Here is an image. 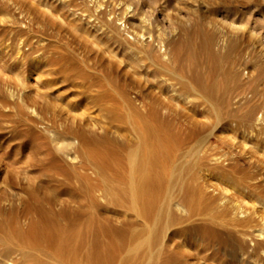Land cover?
<instances>
[{"label": "rangeland", "instance_id": "1", "mask_svg": "<svg viewBox=\"0 0 264 264\" xmlns=\"http://www.w3.org/2000/svg\"><path fill=\"white\" fill-rule=\"evenodd\" d=\"M209 40L218 43L213 48L221 56L231 53V61L218 65L225 71L215 68L216 75L207 57ZM227 69L238 78L225 96L228 114L216 129L206 105L192 109L171 99L173 91H181L173 74L188 83L193 72L208 80ZM218 93L217 105L223 99ZM251 108L257 109L254 119L264 118V0H0V264L127 259V241L111 229L146 228L119 207L108 188L123 180L117 167L133 146L132 127L140 130L144 121L165 141L163 160L177 161L190 147L195 151L204 136L203 151L220 161L217 168L213 161L206 164L209 196L203 202L190 194L184 199L175 186L171 202L162 205L160 220L172 215L176 237L155 264H264V245L257 250L251 242L241 244L239 235L202 216L217 194L232 205L249 203L231 189L235 178L253 175L259 164L264 174V125L259 131L241 120ZM51 132L58 135L57 145ZM72 139L78 144L69 145ZM58 149L75 155L76 162L66 161ZM166 180L159 188L163 198L170 187ZM221 199L215 197V203L225 202ZM176 204L181 210L172 207ZM261 213L255 216L258 224L264 223Z\"/></svg>", "mask_w": 264, "mask_h": 264}, {"label": "bare ground", "instance_id": "2", "mask_svg": "<svg viewBox=\"0 0 264 264\" xmlns=\"http://www.w3.org/2000/svg\"><path fill=\"white\" fill-rule=\"evenodd\" d=\"M59 3H60V1H59ZM86 4H87V2H86ZM86 6H88V5H86ZM96 6H98V5H96ZM99 11L101 12V10H99ZM92 16H94V15H92ZM119 28H120V26H119ZM121 30L122 29H120V31ZM122 36H123V33H122ZM162 41L165 43V38L162 39ZM133 43H136V42H133ZM147 43H148V41H146V44ZM166 45L167 44L165 43L163 47L165 48ZM205 45H206V48H207V55H208L207 57H209V59H210V61L212 63V65H211L212 66L211 67L212 69H210V70H211V72L213 74L212 73L211 74L212 75H214L215 73L217 74L216 70L218 68H220V70L221 69L224 70L223 69L224 67L221 68V66H225V65H220V67L218 65L220 63L223 64L224 61H227V62L228 61H231L230 60L231 53H229V50L230 51L233 50L234 46L233 45H229L230 47L228 48L229 50L227 52L229 54L226 55V56H221V53L218 50H215L213 48L215 46H218V43L215 44V43L211 42V40H209V41H207V43ZM146 46H149V43ZM167 46H166V48H167ZM136 47H138V46H136ZM144 48H145V46H144ZM140 49L145 51V49L139 48V50ZM148 52H150V51H148ZM170 52L171 51H169V53ZM155 56H154V58H157ZM237 56H239V55H237ZM156 61L157 62L160 61V58H158V60L156 59ZM178 64H180V63H178ZM156 67H157V65H156ZM215 68H216V70H215ZM159 71H162V70H159ZM172 71L174 73V70H172ZM177 73H179V72H177ZM173 75H172V77H174L175 80H177V82L179 81L180 84H181V91L180 92H177L176 90L173 91V93L175 95L172 93L173 96L171 97V99L173 100V102H176V100L177 101H179V100L180 101H183L185 104H188L189 107L192 108V109L193 108H199V107L202 108V106H205L206 105V110L205 109H203V110L206 112L207 115H210L213 118V120H214V121H212V120H210L206 116L209 121H212V123H214L213 124L214 126L213 125H212L213 127L211 126L213 129L212 128L211 129L214 130V129H216L214 127L221 126L222 125L223 115L226 116V114H228V113H226V110H227L226 108H228V106L230 104V101H229L230 98L229 99H226L225 96H226V94L229 95V92H231L232 89L234 88V86L236 85L235 82H237V78H238L237 73H235L233 70H228L227 72L220 71V73H218L217 76H214V77L212 76V78H209L208 80H205V79L201 78L198 74H196L195 72H193L192 74L189 75L190 76V79L187 78L188 80L191 81V82H188V83H192V85L191 84H188L187 82H185L184 77H181V75H177V74L174 75V76ZM189 76L186 75V77H189ZM221 80H222V82H221ZM219 82H221V84ZM233 84H234V86L232 88L231 86ZM177 88L178 87H176V89ZM230 89H231V91H230ZM172 90H173V88H172ZM218 92H220V93L223 94V99H222V102L220 104L218 103V105H217L216 104L217 99L215 101V96L217 94H219ZM11 94H13V93H11ZM16 100H19V99H16ZM172 100H170V101L168 100L169 101L168 104L171 103ZM226 100H227V102H229V104L226 102ZM226 103L228 104V106H226L227 105ZM175 104L177 105V103H175ZM236 104H239L240 105V103L238 101L236 102ZM180 107H182V106L180 105ZM253 108H251L250 110H248L246 112V114H244V112H243V114L245 116L241 120H243V122H245L246 125L252 126V128L254 126V127H258L257 129H260V128H262L261 126L264 125V118H262L261 115H260V116H257V118L255 117V119H254V116H253L254 115V110L257 111V109H253ZM255 108H257V107H255ZM173 109H174L173 111H175V108L174 107H173ZM177 109H176V111H177ZM179 110L180 109H178V111ZM182 110H183L182 112L186 113V110L185 109H182ZM31 111L32 110L30 109V112ZM206 114H204V115H206ZM257 114L255 113V115H257ZM176 115H178V114L176 113ZM179 115L181 116L180 113H179ZM183 115H185V114H183ZM227 116L229 117V115H227ZM224 118H227V117H224ZM141 119L144 121V117H141L140 116V120ZM209 123L210 122H208V124ZM139 125H141V124H139ZM237 125L238 124H236V126ZM208 127H210V126H208ZM208 127H207V129H208ZM245 129L248 132V129L247 128H245ZM261 130L262 129H260L259 131H261ZM132 132H134L135 139L133 140V144H132L133 146H131L130 149L128 150V152L126 153V156H125L126 162L123 163V164H119V165L117 164L119 167H117L116 165H114V166L117 167L120 176L123 177V180L120 181L119 184H113L112 185V183H110L109 188H108V191H109V193L115 199H117V201L120 202V206L119 207H121V209H124L127 212H131L135 217H137L140 220V225L144 226L146 229L144 231H143V229H141V230L134 229L133 231L131 230L132 232H130V231H128V229H125L124 230L122 228L120 229L118 227H114V228L111 229V231L113 233H116V235L118 236V238H120V240L127 241V244H125L124 248L127 249L126 255H128V258L127 259L124 258V260H121L120 261L121 263L128 262L127 264H129V261H130L132 264H151V262L153 261V264H155V262L157 263V259L158 260L161 259L159 257L162 255L163 249L176 237V234L175 233L172 234V232L170 231L171 219L169 217L172 216V215H170L169 217L167 215L166 222L164 221L165 224H163L164 222H161V220H160V218L163 215L162 214V205L165 202L170 201L169 198H170L171 194L173 193L175 186H179V189H176V190H178L177 191V194L178 193L181 194L182 197L183 196H186L187 197V195L190 194L189 196H193V197L195 196L194 197L195 199H197L200 202H203L205 200V197H206V194H207L206 189L207 190L209 189L208 188L209 185H208V187H206V185L208 183L206 185L204 184V181L208 179V177L205 179V176L208 175V174L206 175L205 173H206V171H209V170H207V165H208V163L211 164V162L213 161L212 163L214 164V167L217 164L216 165V168H217V167H219L218 165H219L220 161L217 160L216 158H213V156L211 158L207 154L208 152L210 153L209 149L206 150V151H208L207 153H206V151H203V148L206 149V147H204L203 144H205V142L207 140V138L206 137L204 138V136H201L202 138L200 137L202 140H200V138H198L199 140L197 139V142L195 143L196 144L195 151L190 147V149H189V151L187 153L186 152H182L183 154L180 153V155H179L180 156V159L179 160L174 161V162L173 161L171 162V159L169 157H167L165 159L166 161L163 160L164 158L163 159L161 158V156H160L161 155V150L163 149V147H166L165 144H164L165 141L161 137H159L160 134H158V131L155 130V129H153L151 127V125L148 124V122L144 121L142 123V126H141L140 130L139 129L137 130V128L132 127ZM51 134H52V132H51ZM157 134H158V136H157ZM243 134H244V132H243ZM155 136L157 138H154ZM51 137H52L53 142L57 145L58 142H59V141L57 142L58 135H56V134L53 133ZM82 137H83V135H82ZM253 138H257V136L256 137H253ZM203 140H204V142H203ZM75 143L78 144L75 139H72L70 141L69 145H71V144L74 145ZM178 144H179V142H178ZM60 145L61 146L64 145L63 142L59 143V146ZM166 145H168V144H166ZM191 145H193V144H191ZM85 146H87V144ZM194 148H195V146H194ZM63 149H64V147H63ZM81 149H82V147H81ZM58 150H59V153L62 155V158L66 159V161H69V163L74 162L75 160H77V157L75 155L68 154V153H70L68 150H67L68 153H66L62 149H58ZM165 150H166V148H165ZM165 150H164V152H165ZM164 152L162 153V155L166 157L168 154L166 155ZM71 153H73V152H71ZM166 153H168V152L166 151ZM74 154H76V153H74ZM181 154H182V157H181ZM230 154H229V156H231L233 153L231 155ZM101 155H102V153H101ZM111 155H113V153ZM111 155H110V157H111ZM235 155H236V153H235ZM236 156H238V155H236ZM195 158H197V160ZM218 159H220V158H218ZM112 160L113 159H110V161H112ZM193 161H195V162H193ZM224 162H226V161H224ZM229 162H231V161H229ZM257 164H259V163H257ZM80 165H82V164H80ZM259 165H257V168L255 166H253V167L256 168V170H254V173L252 172L253 175H251V173L249 174L247 172L248 170H246L245 175H247V174H249V175L246 176L244 179L241 180V176H239V178H240L241 181L239 179L237 181V178H235V182H237V183L234 184L235 185L234 188L233 187L231 188V189H234L236 191V193H239V194L243 195L244 197L246 196L247 199H249V203H243V205L242 204L240 205L239 203H236L235 205H232V204H230L231 202L228 201L229 200L228 197H226L227 200H225L224 197H223L222 199L225 202H221L219 204H216L215 203V197L218 196V199H221L220 197L223 196V195H221L219 197V194H217V196L214 194L215 195V197L213 198L214 200H210L209 199L208 204L205 205V207L207 208V210L205 208V211H204L203 215L201 214L203 216V219L204 220H207L208 222L210 221L211 223H213V224H215L217 226L222 227V229L223 228L229 229L231 232L234 233V235H239L240 242L241 241L243 243L244 242L246 243V241L251 242V244H254V245H252V246H254L253 248H255V246H256L257 250H258V248L259 249H262V248H260V245H262V247L264 245V223L261 221L262 224L261 223L258 224L257 221L255 220V216H256L257 213L262 214L261 212H264V174H263V172H261L262 168L260 169L261 166H259ZM166 166H167V168H166ZM258 166H259V169H258ZM211 167H213V166H211ZM213 168L208 167V169H213ZM229 168H231V167H229ZM216 170L218 171V169H216ZM220 171L221 170H219V172ZM231 173H232V171H231ZM225 178H229L228 175ZM166 179L169 180V185H170L169 188L172 187L173 189L171 190V189L168 188V190H167L166 193H164V192L161 191L162 193H164V198H163V196L160 193L159 188L162 185H164V183H166V182H164V181H167ZM119 180H120V178H119ZM172 180L173 181L174 180H177V181H174L173 182ZM180 180L181 181L183 180L182 183H180L181 182ZM230 181L232 183L234 181V178L233 177L232 178L230 177ZM206 182H208V180ZM178 183H180L181 185L178 184ZM227 191L224 190L225 194L227 193ZM236 193H234V194H236ZM207 195L209 196V192H208ZM193 197H192V199H193ZM183 198L185 199V197H183ZM187 198L188 199H191L189 197H187ZM244 200H246V199H244ZM191 202L193 203L194 201H191ZM195 203L198 204L196 201H195ZM174 206H175V209H177L178 211L181 210V207L178 204L173 205L172 207H174ZM201 210H203V209H201ZM189 211H190V209H189ZM167 212H169V211H166V213ZM198 212H199V210H198ZM170 213H171V211H170ZM192 213L193 212H191V214ZM197 214L198 213H196V215ZM163 216H165V215H163ZM163 220H164V217H163ZM159 222L162 223L161 226H160V223ZM202 223L203 222H201V224ZM173 224H174V222H173ZM173 224H172V226H173ZM130 226H133V225L130 224ZM126 230L128 231L129 234L127 233ZM177 231H179V230H177ZM175 232H176V230H175ZM228 236H229V234H228ZM242 242H241V244H242ZM246 244H248V243H246ZM261 251H262V254H263L264 253V249H262ZM120 262H119V264H120ZM33 264H35V263H33Z\"/></svg>", "mask_w": 264, "mask_h": 264}]
</instances>
